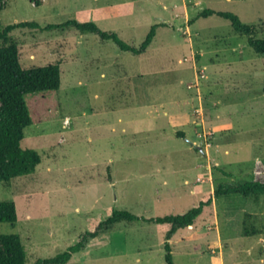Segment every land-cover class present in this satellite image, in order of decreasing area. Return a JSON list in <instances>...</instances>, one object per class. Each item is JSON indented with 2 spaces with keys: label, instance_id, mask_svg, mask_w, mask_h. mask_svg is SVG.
Here are the masks:
<instances>
[{
  "label": "rangeland",
  "instance_id": "rangeland-1",
  "mask_svg": "<svg viewBox=\"0 0 264 264\" xmlns=\"http://www.w3.org/2000/svg\"><path fill=\"white\" fill-rule=\"evenodd\" d=\"M205 10L236 15L264 40V0L0 1L3 26L93 22L133 48L157 26L142 55L71 27L11 32L23 69L61 71L57 91L24 97L32 125L20 146L41 163L0 182V202L17 213L0 234L20 237L26 264L63 253L112 210L175 216L219 186L264 182V56ZM168 229L119 222L68 264H166ZM168 243L173 264H264V197L213 199Z\"/></svg>",
  "mask_w": 264,
  "mask_h": 264
},
{
  "label": "trees",
  "instance_id": "trees-1",
  "mask_svg": "<svg viewBox=\"0 0 264 264\" xmlns=\"http://www.w3.org/2000/svg\"><path fill=\"white\" fill-rule=\"evenodd\" d=\"M1 1V0H0ZM217 16L227 20L232 30L247 38L246 43L257 55L264 56V40L256 38V29L253 25L243 24L239 18L231 13L205 10L199 17ZM71 27L80 34H94L103 41H112L120 51L133 55H142L151 44L157 26L150 28L144 41L138 48H133L122 42L116 34L100 30L93 22H77L70 20L62 25H49L45 29L34 22H19L3 26L0 22V182H10L13 179L28 176L35 172L41 163L40 155L33 149H22L20 146L24 138L23 131L32 125L28 107L24 97L28 94L57 91L61 82L60 63L49 64L43 67L23 69L19 62V49L16 40L11 38L14 30H52ZM264 95V77L262 82ZM178 136H183L179 133ZM237 194L243 197H264V182L251 179L248 182L224 188L219 186L212 194L205 196L199 205L184 214L152 218L135 216L127 211L112 210L94 231L84 232L76 242L63 253L54 258L38 260L35 264H68L72 256L83 250L89 241L119 222H144L166 224L169 226L165 234L163 249L166 264H173L171 248L168 241L180 229L191 227L201 215L203 209L211 205L213 199L221 196ZM17 220L16 207L13 202H0V223L13 226ZM247 235H255V231ZM27 255L20 237L17 235L0 234V264H26Z\"/></svg>",
  "mask_w": 264,
  "mask_h": 264
},
{
  "label": "crops",
  "instance_id": "crops-1",
  "mask_svg": "<svg viewBox=\"0 0 264 264\" xmlns=\"http://www.w3.org/2000/svg\"><path fill=\"white\" fill-rule=\"evenodd\" d=\"M182 118H183L182 116H180V115L178 116V119H179V120H182ZM181 134H183V133H181ZM183 136H184V134H183ZM185 182H186V181H185ZM185 182H184V183H185ZM188 184H189V183L187 182L186 185H188ZM190 192L194 193V191H192V190H191Z\"/></svg>",
  "mask_w": 264,
  "mask_h": 264
}]
</instances>
